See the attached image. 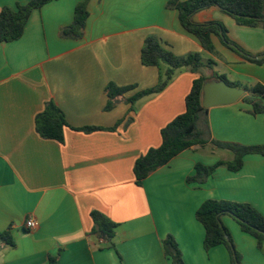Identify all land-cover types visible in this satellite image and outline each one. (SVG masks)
<instances>
[{
	"label": "crops",
	"instance_id": "0c3cea01",
	"mask_svg": "<svg viewBox=\"0 0 264 264\" xmlns=\"http://www.w3.org/2000/svg\"><path fill=\"white\" fill-rule=\"evenodd\" d=\"M28 0H0L3 7ZM83 0H54L36 9L23 36L0 42V264H171L163 241L176 240L185 264H232L229 250L204 248L205 229L196 211L206 200L248 203L264 216V156L248 155L241 170L219 167L203 184L189 182L196 165L231 161L234 154L208 142L195 144L136 184L135 161L161 144V130L185 111L193 81L225 77L245 90L264 86V62L257 64L212 41L217 54L180 23L170 0H89L83 37L67 38ZM194 22H218L249 55H264V29L239 25L216 7L194 15ZM159 38L178 56L201 55L198 73L178 69L159 93L131 104L121 100L110 111L106 86H133L121 99L155 87L168 68L145 66L141 51L148 36ZM208 62H212L207 66ZM242 97V98H243ZM207 108L200 117L204 137L240 145H264V114L252 115L243 99ZM53 101L68 123L64 143L42 138L35 117ZM85 127L100 130L83 132ZM117 223L114 247L92 233L91 212ZM33 218L38 227L29 230ZM244 264H264V245L243 232L230 216L222 218Z\"/></svg>",
	"mask_w": 264,
	"mask_h": 264
},
{
	"label": "trees",
	"instance_id": "16d2710c",
	"mask_svg": "<svg viewBox=\"0 0 264 264\" xmlns=\"http://www.w3.org/2000/svg\"><path fill=\"white\" fill-rule=\"evenodd\" d=\"M52 1L54 0H28L25 4L18 3L14 7H3L0 12V42L20 39L31 13ZM88 3L89 0H83L77 4L72 24L61 29L63 37L74 39L83 37L90 16ZM166 7L178 11L183 28L194 35L208 52L217 54L212 41V35H217L224 45L242 55L246 60L257 64L264 62V58H253L237 43L230 40L226 28L221 23L197 24L194 22L196 13L216 7L233 17L239 25L264 29V0H170ZM141 61L145 66L159 68L162 64H166L168 68L161 74L159 83L155 87L140 90L127 100L121 98L133 86L119 87L112 82L108 83L106 86L108 102L105 110H112L121 100L133 104L144 97L161 92L171 82L178 69L189 67L193 72L198 73L205 66L200 54L189 53L178 56L154 35L146 38L141 51ZM211 64L212 62H208L207 66ZM208 80L200 76L193 81L192 88L185 99V111L161 130L160 146L150 148L135 161L133 172L137 185H142L152 172L168 164L174 157L195 144L203 145L211 142L213 146L229 150L234 154L231 161L221 160L210 166L197 164L195 176L188 178V181L199 184L205 183L219 167H226L230 171L237 172L242 169L248 155L264 156V145L246 146L217 140L209 141L204 137L198 122L200 117L208 111L202 105L203 86ZM217 80H225V77L218 76ZM226 82L235 86L227 80ZM246 90L250 92V96L242 99L252 106L249 113L254 116L264 114V86L256 84L247 87ZM68 126L63 111L53 101L48 102L44 110L35 117L36 131L44 139L64 143V129ZM79 130L92 132L100 128L85 127ZM195 215L205 229L204 248L208 251L216 246L224 245L230 252L232 264H241V255L237 252L233 239L222 221L224 216L232 217L243 232L253 236L259 248L264 245V216L251 204L209 199L202 203ZM91 218L94 223L92 233L105 240L110 247H114L117 223L97 210L91 212ZM0 240L10 246L15 244L9 231L1 232ZM163 247L171 264H185L182 252L172 235L165 238ZM50 262L56 264V259L51 258Z\"/></svg>",
	"mask_w": 264,
	"mask_h": 264
},
{
	"label": "water",
	"instance_id": "95a60500",
	"mask_svg": "<svg viewBox=\"0 0 264 264\" xmlns=\"http://www.w3.org/2000/svg\"><path fill=\"white\" fill-rule=\"evenodd\" d=\"M263 59L264 55L253 57ZM245 94L243 88L228 84L225 80L207 81L203 86L202 105L205 108L234 104Z\"/></svg>",
	"mask_w": 264,
	"mask_h": 264
},
{
	"label": "built area",
	"instance_id": "2783aa9c",
	"mask_svg": "<svg viewBox=\"0 0 264 264\" xmlns=\"http://www.w3.org/2000/svg\"><path fill=\"white\" fill-rule=\"evenodd\" d=\"M25 227L29 230L36 229L38 227V223L33 218H30L26 221Z\"/></svg>",
	"mask_w": 264,
	"mask_h": 264
},
{
	"label": "rangeland",
	"instance_id": "374dc122",
	"mask_svg": "<svg viewBox=\"0 0 264 264\" xmlns=\"http://www.w3.org/2000/svg\"><path fill=\"white\" fill-rule=\"evenodd\" d=\"M237 250V249H236ZM237 252L241 255V264H244V263H246L247 261H249L247 258H245V259H243V256H242V253H241V251L239 250H237Z\"/></svg>",
	"mask_w": 264,
	"mask_h": 264
}]
</instances>
